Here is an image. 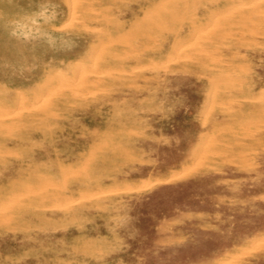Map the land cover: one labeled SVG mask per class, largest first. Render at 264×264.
<instances>
[{
    "label": "rangeland",
    "instance_id": "rangeland-1",
    "mask_svg": "<svg viewBox=\"0 0 264 264\" xmlns=\"http://www.w3.org/2000/svg\"><path fill=\"white\" fill-rule=\"evenodd\" d=\"M224 1L0 0V264H264V0Z\"/></svg>",
    "mask_w": 264,
    "mask_h": 264
},
{
    "label": "bare ground",
    "instance_id": "bare-ground-1",
    "mask_svg": "<svg viewBox=\"0 0 264 264\" xmlns=\"http://www.w3.org/2000/svg\"><path fill=\"white\" fill-rule=\"evenodd\" d=\"M259 1V0H257ZM256 1V2H257ZM255 2V3H256ZM260 2V1H259ZM254 3V0H253ZM232 4V2L230 3L229 1H224L218 8H216L215 12H217L219 9H226L228 8L230 5ZM252 4V3H251ZM261 7L264 6H257L256 10L261 9ZM213 14L211 11L209 12V15ZM139 31H141V29H139ZM264 89V88H263ZM254 100H258V101H254L253 104L250 106L251 109H256L257 107H260L262 109H264V90L262 91H257L254 93L253 95ZM259 102V103H258ZM260 105V106H259Z\"/></svg>",
    "mask_w": 264,
    "mask_h": 264
}]
</instances>
